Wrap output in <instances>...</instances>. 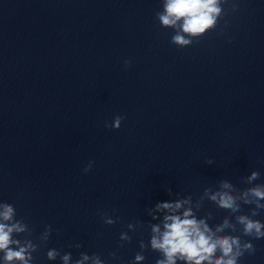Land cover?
I'll use <instances>...</instances> for the list:
<instances>
[{"label":"clouds","instance_id":"obj_1","mask_svg":"<svg viewBox=\"0 0 264 264\" xmlns=\"http://www.w3.org/2000/svg\"><path fill=\"white\" fill-rule=\"evenodd\" d=\"M164 14L159 16L160 21L164 26H175L177 21L183 20L182 29L185 33L193 36L205 32L206 29L215 24V17L220 12L217 7V0H166L164 5ZM174 42L179 45L188 44L189 41L184 39L183 36L177 35ZM129 62L126 61L127 66ZM124 117L117 116L114 124H105V127L119 129L121 120ZM93 162L89 163L88 168L84 172L91 169ZM208 163H212L211 160ZM256 174L253 173L255 178ZM224 187H229L224 184ZM252 195L259 198H264V190L255 188L251 190ZM220 199L218 201L221 208H229L235 210L236 206L234 199L229 194H218ZM212 199H216L215 196ZM259 206V205H258ZM181 207V203H162L157 205L158 209H166L174 213ZM14 215V208L9 204L3 205V211L0 212V218L3 221L12 220ZM192 216L191 211H185L183 218L178 215L165 216L164 231L158 226L152 228L153 235L151 239V247L164 254L165 259L160 260L157 264H176V258L179 257L188 262V264H203L207 261L208 264H236V258L242 253L239 251V241L237 238L224 236L216 237L213 239L210 230L203 220L197 221ZM240 223L245 225L244 231L246 234H251L255 230L256 236L264 237V232H261V223L254 222L247 217L241 216L238 218ZM111 223V221H108ZM227 223V221H225ZM25 231V226L20 223H0V252H4L5 264H11L12 261H20L21 264H29L31 254L29 249H33L31 243L27 247H19V250H14L10 247L11 244H19V241H14L11 238L13 232L20 233ZM219 231V229H218ZM236 246L237 251H233V246ZM79 247V245H77ZM245 248H251V245H245ZM222 255L213 260L214 254L217 250ZM34 250V249H33ZM57 253L55 251L48 252V258L54 259ZM143 257L136 256V260H141ZM227 258V259H225ZM87 255L83 256V260H87ZM63 260L65 264L69 260V255H64ZM76 264H83L82 260H78ZM94 264H100L98 258H94Z\"/></svg>","mask_w":264,"mask_h":264}]
</instances>
